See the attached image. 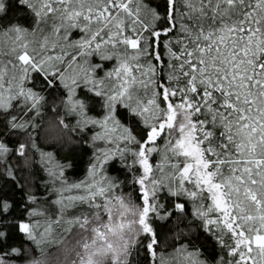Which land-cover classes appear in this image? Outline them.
<instances>
[{
  "label": "snow or ice",
  "instance_id": "snow-or-ice-1",
  "mask_svg": "<svg viewBox=\"0 0 264 264\" xmlns=\"http://www.w3.org/2000/svg\"><path fill=\"white\" fill-rule=\"evenodd\" d=\"M0 264H264V0H0Z\"/></svg>",
  "mask_w": 264,
  "mask_h": 264
}]
</instances>
